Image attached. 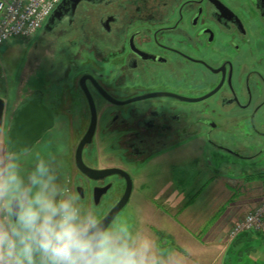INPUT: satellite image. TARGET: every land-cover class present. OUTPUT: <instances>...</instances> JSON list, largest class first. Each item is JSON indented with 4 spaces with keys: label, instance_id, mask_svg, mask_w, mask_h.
Instances as JSON below:
<instances>
[{
    "label": "flooded vegetation",
    "instance_id": "af4514ba",
    "mask_svg": "<svg viewBox=\"0 0 264 264\" xmlns=\"http://www.w3.org/2000/svg\"><path fill=\"white\" fill-rule=\"evenodd\" d=\"M27 42L19 72L33 80L0 95L2 147L32 101L20 126L34 138L16 144L29 148L24 172L54 156L101 218L129 185L157 189L137 172L166 152L198 149L206 171L235 178L264 174V0H65ZM187 168L166 187H196Z\"/></svg>",
    "mask_w": 264,
    "mask_h": 264
},
{
    "label": "clouds",
    "instance_id": "9594fccd",
    "mask_svg": "<svg viewBox=\"0 0 264 264\" xmlns=\"http://www.w3.org/2000/svg\"><path fill=\"white\" fill-rule=\"evenodd\" d=\"M0 147V264H169L126 218L106 220L62 180L54 156Z\"/></svg>",
    "mask_w": 264,
    "mask_h": 264
},
{
    "label": "crops",
    "instance_id": "0c3cea01",
    "mask_svg": "<svg viewBox=\"0 0 264 264\" xmlns=\"http://www.w3.org/2000/svg\"><path fill=\"white\" fill-rule=\"evenodd\" d=\"M205 174L204 183L200 187L180 186L174 189L181 192L178 198L165 193L166 190H170L166 187L169 182L157 186L160 191L158 196L162 193L165 197L172 196V201L167 202V206L164 203L162 206L159 201L156 205L149 198L143 200L141 215L145 210L150 213L153 206L158 210L157 227H152L155 236L157 235L158 244H164L171 239L177 247L170 255L161 254L169 264H223L219 259L231 243L227 240L231 225L264 197V174L242 178L213 170H207ZM200 175L198 174L197 178H200ZM184 188L193 189L188 193L189 196L186 195L187 199L185 193H182ZM153 190L155 189L147 191ZM139 219L130 220L133 227L143 222L141 220L140 223ZM145 226L149 227L148 224ZM140 227L142 229L144 225L141 224ZM241 235L235 240H240Z\"/></svg>",
    "mask_w": 264,
    "mask_h": 264
},
{
    "label": "rangeland",
    "instance_id": "374dc122",
    "mask_svg": "<svg viewBox=\"0 0 264 264\" xmlns=\"http://www.w3.org/2000/svg\"><path fill=\"white\" fill-rule=\"evenodd\" d=\"M29 44V42H25L21 39H10L0 44V95L12 96V91L17 88V83L20 80H22L24 83L26 81L28 83H31V81L33 80V78H31L27 71L23 70L19 72V66L21 64L22 57ZM201 144L202 140H197L194 143V146H199L200 148ZM2 145L3 131L0 130V147H2ZM190 160L193 161L194 166V172H191L195 179L194 184L196 187H200L204 183V176L206 175L205 173H207V161H204L203 155L198 149L192 151L188 149H182L179 151L174 150L157 155L151 159L147 166L139 170L137 172V175H147L153 178L151 182L156 184V186L165 185L167 182H170L172 178L176 180H182L183 183V179L189 175L190 171V169L183 165H187L188 163L190 164ZM198 174H201L200 178H197ZM183 190L184 191L182 193H185V199H187L186 195L189 196L188 193L193 189L184 188ZM174 191V189L171 191L166 190L165 193L171 194L173 197L178 198L179 194L181 193L178 192L180 190L175 192ZM158 192H160L158 189L146 192L134 191L131 194L126 207L118 215V218H126L127 220H129V222L130 220H132V218H134L136 221L138 220V218H140V223L142 220L146 225L148 224L149 227L145 226V224H143L142 222L141 224L142 226L144 225V228L141 229V224H139L138 226L133 227L134 231H138L145 235H148L154 241H156L157 239V235L155 236L153 228L157 227L156 215L158 213V210L153 206L151 208L152 210H150V213L148 210H145L142 213L143 215H141L140 211L141 205L145 198L151 199L154 204L159 201L162 206L163 203L167 206V202L172 201V196L167 197L166 195L165 197V194L163 193L162 195L159 194L158 196ZM160 197L164 198V200ZM170 211L173 212L172 209ZM166 239L168 238L166 237ZM155 243L157 251L160 252V254L170 255L174 252L175 248H177L175 243L171 239L165 241L164 244L161 245L158 244L159 242L157 241ZM225 250L227 252L225 251L226 253L224 252L223 255L227 254V257L230 256L232 258L231 262L233 264H264V234L255 232L243 234L240 236V240H235V244H231L230 248L227 246ZM237 255L242 257L240 259H235ZM222 258L223 256L219 259V261L222 262ZM223 264L226 263L224 262Z\"/></svg>",
    "mask_w": 264,
    "mask_h": 264
},
{
    "label": "built area",
    "instance_id": "2783aa9c",
    "mask_svg": "<svg viewBox=\"0 0 264 264\" xmlns=\"http://www.w3.org/2000/svg\"><path fill=\"white\" fill-rule=\"evenodd\" d=\"M60 0H0V44L10 39L30 40ZM264 234V197L230 227L227 238L242 232Z\"/></svg>",
    "mask_w": 264,
    "mask_h": 264
},
{
    "label": "water",
    "instance_id": "95a60500",
    "mask_svg": "<svg viewBox=\"0 0 264 264\" xmlns=\"http://www.w3.org/2000/svg\"><path fill=\"white\" fill-rule=\"evenodd\" d=\"M64 1L65 0H62V2H60L54 8L52 13L49 15V17L45 21V25H47L49 20H51L54 17L55 13L57 12V10L59 9V7L62 5ZM74 1L76 2L77 0H74ZM3 102H4L3 98L0 97V129L2 128ZM32 105H33L32 101H29L26 105H24V107H22L20 110L16 112L12 120L11 126L7 131V136H6L7 146L11 144L12 146L16 147V144L18 142L17 140L19 139V137L25 138L28 144L32 142V139L34 138V136H33V133H31L30 127L20 126L22 121L31 120L32 113H30V109ZM44 116L46 120L44 121L45 123L43 126H46L48 122H50L51 119L49 118L50 116L48 113H45ZM111 170L112 169H107L105 171H111ZM130 194H131V185L127 187L126 191L122 195L121 199L117 202V204L112 209H110L102 218L106 220H113L116 217V215L120 212V210L124 207L126 202L128 201ZM243 233H246V232H242L241 234Z\"/></svg>",
    "mask_w": 264,
    "mask_h": 264
}]
</instances>
